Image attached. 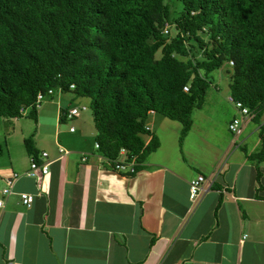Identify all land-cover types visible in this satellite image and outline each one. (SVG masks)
Instances as JSON below:
<instances>
[{"label":"crops","instance_id":"1","mask_svg":"<svg viewBox=\"0 0 264 264\" xmlns=\"http://www.w3.org/2000/svg\"><path fill=\"white\" fill-rule=\"evenodd\" d=\"M223 68L225 87L213 83L181 144V122L150 114L160 146L134 176L115 171L96 147L92 113L62 127L64 110L85 105L80 97L58 91L41 103L38 121L49 118L55 129L39 151L50 171L29 175L26 149L1 162L0 180L17 176L12 193H0V264H264V115H241ZM235 117L240 134L229 127ZM217 169L213 187L193 202L191 180ZM23 192L35 196L29 207Z\"/></svg>","mask_w":264,"mask_h":264},{"label":"trees","instance_id":"2","mask_svg":"<svg viewBox=\"0 0 264 264\" xmlns=\"http://www.w3.org/2000/svg\"><path fill=\"white\" fill-rule=\"evenodd\" d=\"M224 66L234 99L264 115V0H0V123L27 109L37 123L39 93L88 97L100 151L113 168L125 150L131 176L160 146L150 114L181 122V144Z\"/></svg>","mask_w":264,"mask_h":264},{"label":"rangeland","instance_id":"3","mask_svg":"<svg viewBox=\"0 0 264 264\" xmlns=\"http://www.w3.org/2000/svg\"><path fill=\"white\" fill-rule=\"evenodd\" d=\"M175 8L179 9V7H175ZM157 57L158 58L161 57V51H158ZM224 75L225 76L227 75L226 68L216 70L212 73V77L214 79V82L215 83L220 82V85L223 88L225 87L224 82H223ZM212 86L213 85H211L208 92L213 91ZM55 97L54 98H51V97L45 98L42 101V106L44 107V106L50 104L51 103L50 101L55 99ZM80 98H81L80 101H85V106L88 108L85 112L92 113L91 99L88 97H80ZM82 99H84V100H82ZM78 106H81V105H78ZM54 107H55V105H54ZM223 108L225 110L229 109V105L223 104ZM85 112H83V113H85ZM28 113H29V109H27L26 113L23 114L22 117L3 119L1 121V123H0V146H1V148H0V164L6 158L9 159L10 156L17 159L18 156L21 155V151H25L26 147L24 144V140H22V134L25 138H30L33 141L35 146H36L35 142L36 141L39 142V139H41L42 141L39 142V145L36 146V148L39 151L46 149L44 142L46 139H48L49 135L54 133L55 129L52 126L53 124L52 125L50 124L49 118H46V123H43V119L41 117L39 119L40 122L37 120V123H36V121L31 116H29ZM225 116L227 117V119L230 118L229 115H225ZM75 122H76V118L72 121L62 123V127L68 126L70 123H75ZM255 126L257 127V124H255ZM256 132L257 133H255V135H253V137L255 139L256 138L260 139L259 131L257 130ZM7 144H8V146H7Z\"/></svg>","mask_w":264,"mask_h":264},{"label":"built area","instance_id":"4","mask_svg":"<svg viewBox=\"0 0 264 264\" xmlns=\"http://www.w3.org/2000/svg\"><path fill=\"white\" fill-rule=\"evenodd\" d=\"M230 63L233 64V61H231ZM72 87H73V85H72ZM185 89L188 90L189 89L188 86H186ZM49 93L52 94L53 90H49ZM45 97L46 96L44 93H39L37 103L39 104ZM229 99L240 110L241 115L243 117H245V118L255 117V114H253L252 111L248 107L244 106L241 101L234 99V97L232 95L229 97ZM86 109H87V107L84 105L71 107L67 111V114H66L67 118L73 119L74 117L79 116L80 113ZM229 127H230L232 132H234L236 134H240L242 132V120L238 117H235L232 120V122L230 123ZM70 131L74 132L75 127L71 126ZM96 147L97 148L99 147L98 143H96ZM61 151L64 152V149L61 148ZM121 153L122 154L125 153V150H122ZM42 156L45 158L48 156V153L43 152ZM50 163H51L50 161L38 162L37 159H32V162H31L32 171H30L28 174L32 175L33 171H35L37 169H40L43 174H47L50 171ZM114 165H115L114 169L117 171H123L126 173H134V172H136L137 162L135 159H133L130 162H127L126 160H116V161H114ZM218 174H219V169H217L212 176L207 177L203 174H199L197 177L192 179L190 182V186H189L190 199L193 202H199L201 200V197L213 187L214 182H215ZM16 176L17 175L15 174L14 177H12V178H6L5 180H0V193L2 195L8 196L12 193L14 179L16 178ZM20 197H21L22 203L27 207L31 206L32 203L34 202V199H35V196L31 193H28V192L21 193ZM0 206H3V200L2 199H0ZM7 264H18V263L14 259H9L7 261Z\"/></svg>","mask_w":264,"mask_h":264},{"label":"clouds","instance_id":"5","mask_svg":"<svg viewBox=\"0 0 264 264\" xmlns=\"http://www.w3.org/2000/svg\"><path fill=\"white\" fill-rule=\"evenodd\" d=\"M71 88L73 89V88H74V85H73V87H72V85H71ZM58 91H59L60 93H63L61 90H58ZM58 91H57V92H58ZM54 95H55V93H54ZM45 98H46V97H45ZM45 98H44V99H45ZM44 99H43V100H44ZM43 100H42V101H43ZM42 101L39 103V105L42 103ZM81 106H82V105H81ZM84 106H85V105H84ZM70 108H71V107H70ZM87 109H88V108H87ZM87 109H86V110H87ZM86 110H84V111H86ZM80 114H81V113H80ZM79 116H80V115H79ZM76 117H78V116H76ZM70 127H71V126H70ZM73 127H74V126H73ZM97 143H98V142H97ZM63 149H64V148H63ZM61 152H62V151H61ZM64 152H65V149H64ZM120 160H121V159H120ZM113 169H114V167H113ZM114 170H115V169H114ZM115 171H117V170H115ZM117 172H123V171H117ZM125 173H126V172H125ZM127 174H129V173H127Z\"/></svg>","mask_w":264,"mask_h":264}]
</instances>
